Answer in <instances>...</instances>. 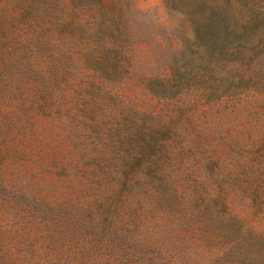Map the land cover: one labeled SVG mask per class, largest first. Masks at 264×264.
Returning a JSON list of instances; mask_svg holds the SVG:
<instances>
[{"label": "rangeland", "instance_id": "1", "mask_svg": "<svg viewBox=\"0 0 264 264\" xmlns=\"http://www.w3.org/2000/svg\"><path fill=\"white\" fill-rule=\"evenodd\" d=\"M54 1L0 0V264H118L107 241L83 227L86 207L98 183L121 190L131 169L148 182L145 166L177 174L170 180L223 183L235 210L264 230V84L188 120L173 117L174 137L155 136L144 112L154 116L160 104L127 91L135 112L109 96L104 86L114 90L128 75L92 70L70 48L85 35L73 4ZM132 4L130 32L190 34L165 0Z\"/></svg>", "mask_w": 264, "mask_h": 264}, {"label": "trees", "instance_id": "2", "mask_svg": "<svg viewBox=\"0 0 264 264\" xmlns=\"http://www.w3.org/2000/svg\"><path fill=\"white\" fill-rule=\"evenodd\" d=\"M69 2L72 22L85 34L70 48L83 51L94 71L128 75L114 90L104 86L119 104L138 111L127 91L157 100L161 112H144L155 136L174 137L173 117L188 120L238 101L248 84H264V0H165L167 12L186 18L190 34L179 26L145 38L128 30L132 0ZM188 92L193 100L183 101ZM144 174L148 182L129 170L121 190L98 183L86 207L83 227L107 241L118 264H264V230L235 210L223 183L170 180L177 174L146 166Z\"/></svg>", "mask_w": 264, "mask_h": 264}]
</instances>
